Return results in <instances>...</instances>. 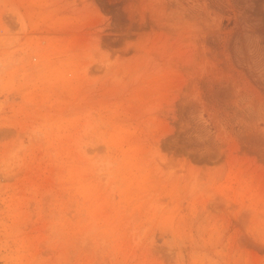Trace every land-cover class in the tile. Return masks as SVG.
I'll use <instances>...</instances> for the list:
<instances>
[{
    "label": "rangeland",
    "instance_id": "rangeland-1",
    "mask_svg": "<svg viewBox=\"0 0 264 264\" xmlns=\"http://www.w3.org/2000/svg\"><path fill=\"white\" fill-rule=\"evenodd\" d=\"M0 264H264V0H0Z\"/></svg>",
    "mask_w": 264,
    "mask_h": 264
}]
</instances>
